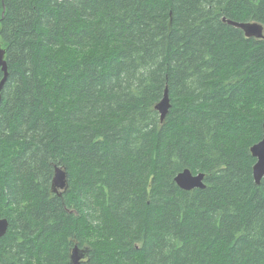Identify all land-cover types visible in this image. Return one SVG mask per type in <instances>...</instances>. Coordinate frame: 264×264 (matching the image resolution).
Wrapping results in <instances>:
<instances>
[{
  "label": "trees",
  "instance_id": "16d2710c",
  "mask_svg": "<svg viewBox=\"0 0 264 264\" xmlns=\"http://www.w3.org/2000/svg\"><path fill=\"white\" fill-rule=\"evenodd\" d=\"M228 20L264 0H0V264H264V36Z\"/></svg>",
  "mask_w": 264,
  "mask_h": 264
},
{
  "label": "water",
  "instance_id": "95a60500",
  "mask_svg": "<svg viewBox=\"0 0 264 264\" xmlns=\"http://www.w3.org/2000/svg\"><path fill=\"white\" fill-rule=\"evenodd\" d=\"M229 23L240 27L244 30L247 37L262 38L264 36V25L259 22H235L228 20ZM0 66L4 71V77L0 82V103L2 99V89L4 83L8 76V65L6 61V52L1 47L0 43ZM171 107L168 88H166L164 95L155 106L156 110L160 113V118L162 121L165 120ZM252 155L256 158L257 162L254 165V178L256 183H260L261 179L264 177V131L262 140L255 144L251 148ZM205 174L197 173L194 174L190 169H185L181 171L176 177L175 181L184 190H192L194 188H204L206 185L204 183ZM69 187L68 175L66 169L59 165L55 168V174L52 181V190L59 195L66 191ZM9 228V220L7 218H0V238L3 237ZM90 253V247L84 246L80 247L76 244L71 248L70 252V262L71 264H83L88 258Z\"/></svg>",
  "mask_w": 264,
  "mask_h": 264
},
{
  "label": "bare ground",
  "instance_id": "6f19581e",
  "mask_svg": "<svg viewBox=\"0 0 264 264\" xmlns=\"http://www.w3.org/2000/svg\"><path fill=\"white\" fill-rule=\"evenodd\" d=\"M257 162V161H256Z\"/></svg>",
  "mask_w": 264,
  "mask_h": 264
}]
</instances>
